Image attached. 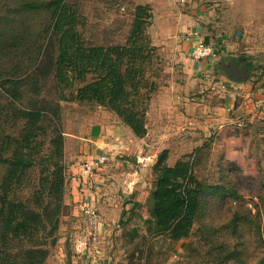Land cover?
<instances>
[{"label": "rangeland", "instance_id": "obj_1", "mask_svg": "<svg viewBox=\"0 0 264 264\" xmlns=\"http://www.w3.org/2000/svg\"><path fill=\"white\" fill-rule=\"evenodd\" d=\"M0 1L2 9L13 2ZM67 2L80 14L78 29L87 47L124 44L136 7L151 6L154 17L148 32L159 59L150 73L157 90L146 114L147 133L137 140L113 110L96 102H61L67 207L58 240L44 264H264V116L241 125L235 120L221 128L215 125L212 118L221 114L225 103L213 77L203 91L188 94L194 104L189 116L177 123L169 119L173 99L159 94L164 85L174 81L184 85L189 79L184 42L191 36L201 35L214 51L219 49L224 58L218 60L219 66L237 54L246 60L251 57L255 69L264 71V0ZM42 18H25L23 32L35 40L33 48L42 40ZM228 42L233 52L225 49ZM210 57L206 60L215 56ZM52 81L43 90L51 100L56 96ZM195 104L203 112L193 109ZM191 118L198 122L191 123ZM166 150L171 165L190 156L204 187L193 230L179 240L154 234L147 221L155 164ZM95 156L105 160L92 174H82V164ZM96 195L98 206L91 204ZM106 197L112 198L117 210L98 224L94 219L102 215Z\"/></svg>", "mask_w": 264, "mask_h": 264}, {"label": "trees", "instance_id": "obj_2", "mask_svg": "<svg viewBox=\"0 0 264 264\" xmlns=\"http://www.w3.org/2000/svg\"><path fill=\"white\" fill-rule=\"evenodd\" d=\"M67 1L13 0L0 8V264H44L58 240L67 207L62 101L96 102L136 137L147 133L146 114L157 90L150 72L159 59L148 32L151 6L136 7L124 44L87 47L80 14ZM29 15L43 17L36 48L23 32ZM232 66L230 72L251 75L247 60ZM50 80L52 100L43 94ZM168 156L166 150L155 164L147 221L154 234L179 240L193 230L204 187L190 156L173 165Z\"/></svg>", "mask_w": 264, "mask_h": 264}, {"label": "crops", "instance_id": "obj_3", "mask_svg": "<svg viewBox=\"0 0 264 264\" xmlns=\"http://www.w3.org/2000/svg\"><path fill=\"white\" fill-rule=\"evenodd\" d=\"M199 30V28H197ZM197 29L193 31H197ZM195 36H191L186 42H184V48L186 54L188 55V60L190 63L189 79H185L184 85L178 84L175 81L170 83L169 85H164L162 89L159 90V94H167L168 97L173 99V104L169 107V111L171 112V116L169 119L173 120V122L177 123L178 120H182L188 115L189 110L191 109L194 103H190V99L188 98V94L193 90L201 92L204 90L205 84L212 77L216 80V88L220 92L219 95L223 96L225 107L221 110V114L212 118L215 125L217 124L220 128L225 124L232 121L241 122L243 124L246 120H251L255 117H263L264 116V71L259 72L255 69V66L252 65L251 75H241L239 73L236 74V70L234 72H230V70H234L232 66L233 63L239 64L238 67L242 65L243 62L246 61L243 55L238 56L237 54H232V58L225 59L224 62L221 63V66L218 65V60L224 59L222 58V53L220 54L219 49L214 51V56L210 60L199 61L193 60L192 49L195 44ZM227 47L225 48L229 52H233V48L230 43H226ZM251 49L253 46H250ZM232 50V51H231ZM224 52V48L223 51ZM216 53V54H215ZM253 53V52H252ZM220 55V56H219ZM226 55V54H225ZM238 58H234V57ZM216 59V60H214ZM243 60V61H242ZM247 62H251V57ZM259 72V73H257ZM236 74V75H235ZM186 78V76H185ZM200 104V103H198ZM203 106V104H201ZM197 109L198 112H203L198 105L195 104L193 109ZM168 114V112H167ZM170 114V113H169ZM186 115V116H184ZM168 119V120H169ZM190 122H198L196 118H191ZM180 122L183 124V122ZM188 122V121H187ZM130 131L131 137H135L137 140L138 137L134 135L130 127L126 128ZM133 173V172H132ZM134 174V173H133ZM107 176V175H105ZM125 178V177H124ZM123 178V179H124ZM137 179V177H136ZM135 179V181H136ZM139 186H137V189ZM85 189V188H83ZM133 189H131L132 191ZM109 193L106 191L104 194ZM145 193V192H144ZM98 194V192H97ZM112 198L106 197L101 205L102 215L98 216V218L94 219V222H98V224H102L103 222H107L110 218L112 212H115L117 209L113 208ZM99 203V199L96 197L92 200L93 205ZM116 206V205H115ZM93 220V219H92ZM101 220V222H100Z\"/></svg>", "mask_w": 264, "mask_h": 264}, {"label": "built area", "instance_id": "obj_4", "mask_svg": "<svg viewBox=\"0 0 264 264\" xmlns=\"http://www.w3.org/2000/svg\"><path fill=\"white\" fill-rule=\"evenodd\" d=\"M179 1L185 2L186 0H179ZM192 54L198 60H204L207 57H210L214 54V48L212 45L208 44L206 38H204L201 35H197L195 39V44L192 49ZM239 125H241V122H239ZM104 160H105V156L92 157V159L87 160V162H84L82 164L80 168V172L82 174H92L94 169H96L97 166H100ZM83 242H87V241H83ZM83 242L80 243L82 244Z\"/></svg>", "mask_w": 264, "mask_h": 264}]
</instances>
